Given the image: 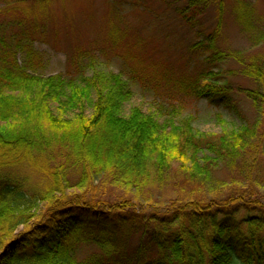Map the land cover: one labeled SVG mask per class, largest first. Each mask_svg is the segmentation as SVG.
<instances>
[{
    "label": "trees",
    "instance_id": "trees-1",
    "mask_svg": "<svg viewBox=\"0 0 264 264\" xmlns=\"http://www.w3.org/2000/svg\"><path fill=\"white\" fill-rule=\"evenodd\" d=\"M235 2L244 26L252 8ZM172 3L197 38L188 52L195 71L179 80V91L234 114L239 124L230 130L203 132L192 116L161 120L139 106L125 111L129 82L91 57L72 60L65 74L43 75L26 30L0 23V264H264V183L254 177L264 143V61L218 45L224 0ZM227 59L257 84L240 88L251 121L234 87L212 71ZM52 146L58 150L49 156ZM174 162L185 185L174 186L177 198L153 201L150 188L163 186ZM24 165L36 184L9 173ZM223 167L243 179L211 182ZM80 243L102 253L77 260Z\"/></svg>",
    "mask_w": 264,
    "mask_h": 264
},
{
    "label": "rangeland",
    "instance_id": "rangeland-1",
    "mask_svg": "<svg viewBox=\"0 0 264 264\" xmlns=\"http://www.w3.org/2000/svg\"><path fill=\"white\" fill-rule=\"evenodd\" d=\"M249 3L252 17L243 26L237 20L235 0H224L218 45L246 61L254 58L261 63L264 61V0H249ZM215 12L216 8L211 7L206 13V33L215 20ZM0 23H11L16 33L26 30L30 44L41 60L37 68L43 75L65 74L71 61L79 56L85 62L94 58L101 69L120 73L133 90L125 111L139 106L145 112L156 113L161 120L192 116L193 127L209 133H220L239 124L238 118L222 106L211 105L206 99H195L179 91V80L195 71L188 52L190 44L197 38L194 29L177 16L172 0H0ZM217 65L212 71L234 87V97L251 121L253 108L240 88H254L257 84L239 73L240 65L233 59ZM55 149L58 150L55 146L48 149V155L56 153ZM259 150L254 177L256 175L264 183V143ZM238 172L223 167L215 171L211 182L242 180L243 174ZM9 173L20 177L28 175L32 184L38 180L25 165L12 168ZM185 175L174 162L163 186L154 184L150 188L152 200L167 202L177 198L173 188L185 185ZM76 177L72 175L71 182ZM106 191L110 193L112 188L107 185ZM139 207L136 206L139 212L150 210ZM139 235L140 232L134 234L133 247L137 245ZM101 253L102 248L96 244L80 243L75 257L83 260Z\"/></svg>",
    "mask_w": 264,
    "mask_h": 264
}]
</instances>
